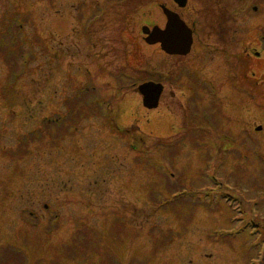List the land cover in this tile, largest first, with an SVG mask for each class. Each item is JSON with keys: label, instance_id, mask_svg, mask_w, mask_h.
Returning a JSON list of instances; mask_svg holds the SVG:
<instances>
[{"label": "rangeland", "instance_id": "1", "mask_svg": "<svg viewBox=\"0 0 264 264\" xmlns=\"http://www.w3.org/2000/svg\"><path fill=\"white\" fill-rule=\"evenodd\" d=\"M162 6L194 29L188 61L213 86L196 90L207 114L189 110L183 84L164 83L157 108L141 104L136 85L178 60L141 33L163 27ZM192 116L210 128L199 148L182 137ZM54 120L69 129L57 143ZM86 237L96 253L81 250ZM6 245L28 264L57 248L63 264L65 246L85 253L68 264H264V0H0Z\"/></svg>", "mask_w": 264, "mask_h": 264}, {"label": "water", "instance_id": "2", "mask_svg": "<svg viewBox=\"0 0 264 264\" xmlns=\"http://www.w3.org/2000/svg\"><path fill=\"white\" fill-rule=\"evenodd\" d=\"M179 7H184L187 0H173ZM166 16L164 28L153 26H142V33L145 35L147 44H159L160 48L168 54L185 55L190 51L192 44L191 29L182 21L179 15L166 7L162 8ZM138 92L142 95V103L151 109L158 106L162 85L160 83L145 82L138 86ZM257 130L260 127L256 128Z\"/></svg>", "mask_w": 264, "mask_h": 264}, {"label": "trees", "instance_id": "3", "mask_svg": "<svg viewBox=\"0 0 264 264\" xmlns=\"http://www.w3.org/2000/svg\"><path fill=\"white\" fill-rule=\"evenodd\" d=\"M99 6H96V12L99 11ZM87 19H91V18H87ZM89 21V20H87ZM12 24L15 26L16 22L13 21ZM158 79V78H157ZM83 94L85 95L86 90H83ZM73 106L77 109L78 112H80L79 109L83 110L85 109V104L82 103L81 97H76L73 101ZM84 104V105H82ZM72 110V109H70ZM69 120V113L67 115L66 120ZM48 129H50V131L48 132L50 135H48L50 137V139L52 140V143L54 142V140H56L58 138L57 135H60L61 132H66L68 127L64 125L62 120H54L52 122H50L48 124ZM69 130V129H68ZM52 131V133H51ZM51 143V144H52ZM83 245L84 247L81 248L82 251H86L87 253H96V251L92 250V249H97V243L95 242V240L93 238H85L84 239ZM81 244V243H79ZM66 249L68 251H66ZM34 249H32L31 253L33 252ZM62 254L64 255V257L66 258V261H73L76 257H79L81 255H84L85 253H80L79 251L76 250L75 247H63V249H61ZM26 254L21 251L19 248L15 247V246H11V245H6L0 252V264H28V258L25 256ZM60 254L58 253L56 255V258L52 261V259L50 260V262L45 263V264H62L61 261L59 260ZM4 260V261H3ZM64 262L63 264H68V262ZM33 264H43L42 260H36Z\"/></svg>", "mask_w": 264, "mask_h": 264}, {"label": "flooded vegetation", "instance_id": "4", "mask_svg": "<svg viewBox=\"0 0 264 264\" xmlns=\"http://www.w3.org/2000/svg\"><path fill=\"white\" fill-rule=\"evenodd\" d=\"M218 24H221V30L222 33L220 35V39H218L219 42H223L225 39L223 37V34L227 31V29L225 27H223L222 25H224V22H218ZM194 32V31H193ZM195 36V35H194ZM230 39V36H228V39ZM196 41H193V45H192V52L191 54H188L187 56H172V57H177V62L174 66L171 67V69H167V72L164 74V82L167 83L169 86H173V81H177V84H183L184 86H189L192 82L194 83L195 81H199L201 82V85H205V83L209 84L210 86L211 83L209 82L208 79L202 78L200 76V72L196 71L193 69L192 67V63H190L188 60H193V58L195 56H193L194 53V49L196 48ZM214 49H212L213 51ZM225 48L223 49V53L225 52ZM210 53L209 50H203V52H200V60L202 61H206V62H210L212 61L213 58H211V54L209 56V59L207 60V55ZM190 55V56H189ZM191 55L193 57H191ZM224 57L227 59V55L226 53L223 54ZM196 58V57H195ZM163 82V83H164Z\"/></svg>", "mask_w": 264, "mask_h": 264}]
</instances>
